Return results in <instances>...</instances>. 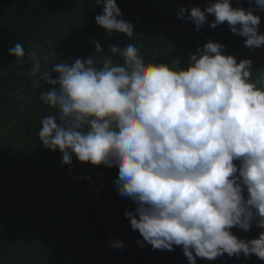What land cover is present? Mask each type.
<instances>
[{
  "label": "clouds",
  "instance_id": "1",
  "mask_svg": "<svg viewBox=\"0 0 264 264\" xmlns=\"http://www.w3.org/2000/svg\"><path fill=\"white\" fill-rule=\"evenodd\" d=\"M141 3L135 0L132 6ZM248 4L245 9L233 7L231 0H208L203 10L196 6L190 13L181 6L178 18L191 21L196 31L206 23L215 29L226 21L230 31L244 37V45L255 51L264 48V33L259 32L261 17L253 13L264 12V0H248ZM96 6L102 12L95 23L108 36L116 32L133 37L135 25L122 18L116 0H95ZM66 8L71 9L70 4ZM209 14L215 17L210 23ZM59 46L49 53L56 60L51 72L42 71L35 49L26 52L20 42L9 49L16 65L23 66L27 55L31 75L52 86L39 97L56 113L40 121L43 151L59 150L68 172L85 171L89 163L116 167L114 184L121 199H97L103 198L107 209L119 206L129 219L131 238L141 247L146 243L153 250L175 251V246H182L188 264H197V258L214 261L225 253L229 258L255 255L264 261V231L250 240L231 231L247 232L253 224L264 229V72L252 78L253 60L237 62L224 54V44L209 40L190 54L186 68L173 70L168 64L146 63L140 49L130 43L109 48L119 53L122 64L106 58L97 67L92 56L77 58L67 52L58 57ZM94 47L95 52L103 51L99 40H88L84 50L88 53ZM2 132L0 151L11 136ZM84 184L92 197V185ZM0 185L10 186L3 189V196L10 194L25 204L38 193V187L20 188L7 181ZM48 189L53 190L49 185ZM19 191L24 194L18 196ZM126 198L136 205L134 210L125 211ZM71 216L68 211L58 220L52 214L35 221L42 233L57 236L61 247L72 252L65 243L70 234L61 229ZM107 230L105 247L122 249L125 240L120 233ZM76 232L78 241L71 242L87 248L91 240L85 238L91 230L78 227ZM72 256L66 253L51 264H62ZM12 261L0 239V264Z\"/></svg>",
  "mask_w": 264,
  "mask_h": 264
},
{
  "label": "trees",
  "instance_id": "2",
  "mask_svg": "<svg viewBox=\"0 0 264 264\" xmlns=\"http://www.w3.org/2000/svg\"><path fill=\"white\" fill-rule=\"evenodd\" d=\"M86 1L90 5L72 0H0V123L3 125L0 129L5 135H11L0 151V182H11L20 188L38 187V193L25 204L10 194L3 196V189L10 186L0 185V204H5L4 208L0 206V239L6 244L12 264H51L66 253H73V256L62 264L100 263L96 260L103 264H188L182 246L169 251L153 250L146 243L143 247L136 244L131 238L129 219L122 215L119 206L107 209L104 199H97H121L114 184L116 167L89 163L85 171L68 172L62 166L59 150L55 153L43 151L38 136L40 121L56 113L39 97L52 86L31 75L32 61L27 55L23 66L16 65L17 58L9 54V49L17 42L22 43L26 52L35 49L42 71L51 72L56 60L49 53H54L59 43L58 57L67 52H71V56L78 55L77 58L92 56L97 67H102L106 58H111L114 64H122L119 53H112L109 48L113 45L123 48L132 43L140 49L146 63L168 64L173 70H179L188 66L190 54L195 53L197 47L202 48L211 40L224 44V54L233 55L237 62L251 58L254 62L252 78L256 79L264 72V48L250 51L244 45L245 38L233 34L226 21L215 29L206 23L196 31L191 21L178 18L181 6L187 7L190 13V9L196 6L203 10L208 0H142L138 8L132 6L135 0H116L122 18L135 25L132 38L116 32L108 36L95 23V16L101 14L102 8H93L95 0ZM67 3L71 9L66 8ZM231 3L236 8L249 7L248 0H231ZM253 7H256L254 3ZM253 14L261 17L259 32L264 33V12ZM214 19L209 14L208 22ZM88 40H99L103 51L95 52L94 47L85 52ZM72 60L69 58L67 62ZM52 77L56 78V74L52 73ZM25 115L24 121L15 125ZM81 175L84 180L78 179ZM86 182L97 191V196L95 191L92 197L89 196ZM23 194V191L18 192V196ZM244 195L247 196L246 190ZM127 201L125 211L134 210L136 205H130L134 203L129 199ZM13 206L15 209H11ZM68 211L72 212L71 221L63 222L61 229L70 234L65 243L72 252L61 247L57 236L42 233L35 221L52 214L58 220ZM78 227L91 230L90 236L85 238L91 240L87 248L71 242L78 241ZM107 229L111 230L110 233H120L122 241L125 240L122 249L105 247ZM231 231L239 238L250 240L258 238L264 229L253 224L247 232L238 228ZM139 240L143 238L140 236ZM86 255L88 257L84 259ZM197 264H264V261L255 255L245 258L241 254L239 259L235 256L229 258L225 253L214 261L197 258Z\"/></svg>",
  "mask_w": 264,
  "mask_h": 264
}]
</instances>
